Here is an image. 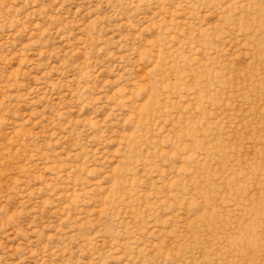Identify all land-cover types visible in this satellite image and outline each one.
<instances>
[{
  "label": "rangeland",
  "instance_id": "obj_1",
  "mask_svg": "<svg viewBox=\"0 0 264 264\" xmlns=\"http://www.w3.org/2000/svg\"><path fill=\"white\" fill-rule=\"evenodd\" d=\"M0 264H264V0H0Z\"/></svg>",
  "mask_w": 264,
  "mask_h": 264
}]
</instances>
